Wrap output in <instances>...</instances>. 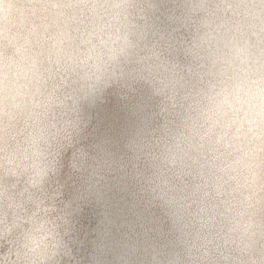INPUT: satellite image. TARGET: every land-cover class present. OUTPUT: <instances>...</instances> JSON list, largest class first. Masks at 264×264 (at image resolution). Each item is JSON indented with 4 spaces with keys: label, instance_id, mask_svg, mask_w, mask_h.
Returning a JSON list of instances; mask_svg holds the SVG:
<instances>
[{
    "label": "clouds",
    "instance_id": "clouds-1",
    "mask_svg": "<svg viewBox=\"0 0 264 264\" xmlns=\"http://www.w3.org/2000/svg\"><path fill=\"white\" fill-rule=\"evenodd\" d=\"M0 264H264V0H0Z\"/></svg>",
    "mask_w": 264,
    "mask_h": 264
}]
</instances>
